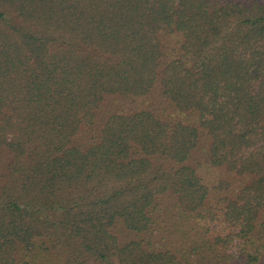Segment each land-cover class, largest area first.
Segmentation results:
<instances>
[{
  "label": "trees",
  "instance_id": "obj_1",
  "mask_svg": "<svg viewBox=\"0 0 264 264\" xmlns=\"http://www.w3.org/2000/svg\"><path fill=\"white\" fill-rule=\"evenodd\" d=\"M0 264H264V0H0Z\"/></svg>",
  "mask_w": 264,
  "mask_h": 264
}]
</instances>
